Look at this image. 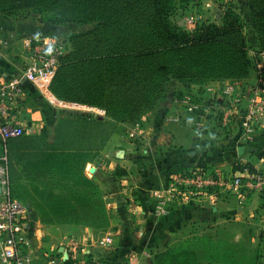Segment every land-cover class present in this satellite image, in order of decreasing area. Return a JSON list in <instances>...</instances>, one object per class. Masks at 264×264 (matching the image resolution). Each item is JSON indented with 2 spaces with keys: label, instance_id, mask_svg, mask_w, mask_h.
I'll list each match as a JSON object with an SVG mask.
<instances>
[{
  "label": "crops",
  "instance_id": "0c3cea01",
  "mask_svg": "<svg viewBox=\"0 0 264 264\" xmlns=\"http://www.w3.org/2000/svg\"><path fill=\"white\" fill-rule=\"evenodd\" d=\"M41 30L39 25H34V28L29 30L24 29L23 26L8 28L7 34L4 37L0 36V68L10 75L19 74L29 61L24 46L25 39ZM176 82L180 84L179 81ZM26 87L27 93L23 101L16 105V112L28 132L24 136L7 141L0 139V154L7 151L11 158L12 170L18 165L21 166H17L20 170L22 167L27 170L28 176L39 179L48 175H46V168L41 175L36 170L40 163L38 155L40 152L46 153L43 155V161L49 157L52 152L50 146L56 140L59 119L64 117L68 109L50 105L30 82H26ZM206 90H208L206 96L212 94L208 87ZM54 94L65 102L82 104L62 99L55 92ZM157 109L154 115L155 126L148 127L146 120H142L145 127L144 139L139 141L138 146L131 141H115L114 125L106 123L103 134L105 143L93 152L87 171V174L98 184L101 183L100 194L105 198L104 203L107 208L132 211L137 207L138 213L132 212L131 217L124 223L118 224V227L102 231L95 228L92 222L79 219L72 214L59 213L56 216L50 214L48 211L51 209L52 200L43 201L50 205L47 203L25 204L30 213L27 234L36 264H47L53 254L56 255L58 245L66 236L80 238L86 245V249L102 258L105 264H132L128 256L129 248L140 253L147 251L151 256L152 248L156 253L159 251L162 253L167 249L168 235L179 234L189 224L192 227L200 223L205 225H213L215 222L216 224L224 223L227 215L231 216L232 220L235 218L234 221L241 219L243 212L249 208L250 197L247 196L244 208H240L241 197L236 189H222L216 193V195L219 194L218 197L215 193L209 196L204 195L201 201L186 204L174 203L171 204L169 216L161 218L153 216V203L156 201L153 192L168 180L172 172L185 167L225 169L229 165L227 148H237L238 156H240L246 142H250L241 140L239 127H234L230 134L224 137V134L214 130L209 132V128L212 127L210 122L205 132L199 130L195 126L194 115L175 105L162 106L159 111ZM120 126L126 130L124 124ZM137 155L136 163L139 167L136 173L122 177L120 188L113 190L108 185L105 186V183L108 184L110 179L114 178L115 167L118 164L130 159L135 160ZM255 170L261 171L257 166ZM132 181L135 182L132 183ZM30 184L34 186L37 194H64L65 192L62 189H42L41 184L35 180ZM213 196L215 197L212 198ZM231 198L234 199V204L226 208L225 205ZM258 198L254 195L253 202ZM180 236L174 238L177 245L182 241ZM206 237L204 245L209 250V259L211 260L212 257L216 259V262L212 264H225L222 262V257L226 252V246L225 248L222 246L220 238H211L209 234ZM108 239H111L109 243ZM214 247L216 250L211 251ZM203 264H211V262L204 261Z\"/></svg>",
  "mask_w": 264,
  "mask_h": 264
},
{
  "label": "rangeland",
  "instance_id": "374dc122",
  "mask_svg": "<svg viewBox=\"0 0 264 264\" xmlns=\"http://www.w3.org/2000/svg\"><path fill=\"white\" fill-rule=\"evenodd\" d=\"M162 1L165 2V0ZM166 1H168L165 2L166 5H171L174 9L172 24L177 25V22H179V25L182 28L191 33H195L203 24L207 25L213 23L221 26L224 23L226 13H229L230 11L237 14L239 16L238 26H240V32L232 34L231 38L232 41L239 42L241 51L237 52L234 48L229 46H224V48L219 45H207L202 47L195 46L193 51L196 71H199L203 74V76L208 77V72L213 74L214 71L217 73L219 72L224 76L220 77V80H217L219 78L216 80L210 79L205 81V83H199L198 81L193 80L192 84H181V82L179 84L176 82L177 79L175 77L170 78L168 84L170 85L169 94H167L164 99L159 101V106L157 105L158 103H150L140 115L142 120H146V125L148 127L150 125L155 126L154 124L156 120L154 115L156 113L157 106V111H159L162 106L167 105H175V107L183 108L181 107L183 105H178L181 104L180 102L178 103L174 101V97H176L175 95L177 94L178 97H182L186 92L190 91L206 94L208 92L206 87L216 86L218 88L220 86L219 84L223 81H229L232 79L247 80L248 82H257L260 79H264V34L255 27L256 20L252 8L250 7V0ZM63 2V0H60L50 3H30L28 0H0V14L2 16H0V36L4 37V35L7 34L6 30L8 28L23 26L24 29L29 30L30 28H34V25H39L42 29L39 31V35L61 37L64 40L63 43L66 47L65 53H67L74 34L93 29L97 24V21L100 23L104 20L109 21V27L116 26L114 23L117 22L118 17L120 16V10L122 9V7H120V0H109L101 4V6L90 10L91 16L88 19L83 20V22H76L72 20H63L62 18L64 16H60L59 9L63 6ZM117 10H119V12L116 14ZM68 11L70 12V17H76L79 15L77 14L78 11L75 9H69ZM187 17H193L194 23L189 24L185 22ZM117 27H119L118 22ZM107 32L108 31H106V33ZM114 35L115 40L117 41L118 34L114 33ZM216 35L219 37L217 39L219 42L224 38V35H222L221 32ZM220 55H224L226 59L219 62L218 58L221 57ZM211 97L212 94L206 96L205 103L208 102L210 105H213V102H210L215 98ZM201 103H203L202 100ZM118 108L121 109L122 106H119ZM66 111L67 112L65 113L64 118L69 120H76L79 116L77 113L83 112V110L79 109H68ZM77 125L78 128L76 127L75 129H72L71 133L68 132L72 135L66 137L67 139H65L62 144L63 148H65L68 152L66 160L61 161V167L63 166L66 172H63L62 169L57 172L53 168L52 171L48 172V169H46V175L48 176L33 179L32 176H28V174H26L27 170H25V168L22 167L20 170L18 167L21 166L17 165L18 167H14V170L10 172L11 185L13 184L12 189L16 196L26 205L47 203L43 202L45 199L55 200V202L51 204L52 206H50L51 209L48 211L54 216L68 211L67 209L62 211L59 208L58 198H61L60 196L66 200V204L59 203V205H63V208L64 205H69L67 204L69 200L80 201V199L83 200L85 197V199L87 198V202L86 204L84 203L81 205V208L78 211V215L81 216L80 219L92 222V225L95 228L102 231H106L109 228L114 229L115 227H118V224L124 223L126 219L131 217L132 212L137 214V207H135V210L132 211L128 209L115 210L105 206V198L102 196V202H100V200L97 201L95 192H101V183L98 184L90 175L87 174L90 166L91 155L88 156V161H86V163L84 162L83 173L78 171L79 168L78 163H76V159L74 160L75 162L73 161L74 149L78 147L77 143L78 141H81V136L84 132L82 127L79 126V124ZM114 128L115 141H131L135 142V146H138L140 143L139 141H143L144 139L143 136L130 138L127 131L120 125L114 126ZM211 130L212 128H209V132ZM203 132H205V130ZM78 134L79 137H77ZM225 134L226 135L224 137L228 136L227 133ZM86 143L89 144L90 142L86 141ZM88 144L85 145L83 143V149L91 148V145ZM227 149V163H229L228 167L225 168L227 170L219 167L214 169L212 168L213 170L219 171L222 175L232 177L236 175V173L239 175L244 168L248 170L254 169L253 171H257L255 170V167L257 166L261 169L259 172L264 173V128L257 130L251 142H246L240 156H238L239 151L237 148L232 147L231 149ZM236 156L237 159L235 160ZM137 160L138 155L135 160L130 159L127 162L125 161L122 164H118V166L115 167L116 171L114 178L109 181L110 185L109 183H105V186L108 185L113 190L120 188L122 184V177L129 176L130 174L137 172L136 170L139 167L136 163ZM52 165L54 166L55 163H52ZM44 168V164L40 163L36 170L41 175ZM207 168L211 169V167ZM33 180L38 181L41 184L42 189H62V191L65 192L61 195L54 193L37 194L34 186L30 184ZM134 182L135 181H132V183ZM221 190L222 189L215 190L212 194L215 193V196L218 197L219 194L216 195V193ZM230 192L227 191V193ZM205 196L209 195L206 194ZM248 196L250 197V205L249 208L243 212L240 220L234 221L235 218L232 220V217L227 215L224 223L221 222L216 224L215 222L213 225L200 223L194 224L192 227L191 224H189L183 228L179 234L168 235V239L166 240L167 249L162 252L163 254H161L160 251L156 253L155 249L152 248L150 256L151 261L154 264H203L204 261H210L212 264L213 262H216V259L213 257L211 260L209 259V250H207L204 245V239L207 238L206 236L209 234L211 238H220L222 246L224 248L226 246V252L222 257L223 263L264 264V194H262L255 202H253L254 199L252 191H248ZM202 198L203 197L201 195H196L194 202L201 201ZM137 203L138 202H136V204ZM233 204L234 199L231 198L227 201L225 207L227 208ZM102 205L104 208H100ZM155 205L156 201L153 203V216L157 217L154 214ZM252 211L253 214L251 215ZM169 215L170 213L165 215V217ZM177 236H180V240H182L179 245H177V242L174 241V238ZM215 248L216 247L212 248L211 251L216 250Z\"/></svg>",
  "mask_w": 264,
  "mask_h": 264
},
{
  "label": "trees",
  "instance_id": "16d2710c",
  "mask_svg": "<svg viewBox=\"0 0 264 264\" xmlns=\"http://www.w3.org/2000/svg\"><path fill=\"white\" fill-rule=\"evenodd\" d=\"M28 1L50 3L60 0ZM63 1V6L59 9L60 16H64L62 19L83 22L91 16L90 10L109 0ZM120 1L122 9L117 20L119 27L117 22L114 23L116 26L109 27V21L104 20L101 23L97 21L93 29L72 36L69 50L60 59L54 78V92L62 99L101 107L105 109L106 117L101 120L83 112L77 113L79 116L76 120L61 117L56 140L50 146L52 152L49 157L43 161V155L46 153L40 152L38 155L40 163L44 164L48 172L52 171V168L57 172L61 169L66 172L63 166L61 167V161L66 160L68 152L62 144L66 137L72 135L70 134L72 129L78 128L77 124L84 132L81 141L77 143L78 147L74 149L73 161L76 159L78 171L83 173V165L88 161V156L92 157L93 152L105 143L104 125L109 123L119 126L142 120L140 115L150 103H158L159 106V101L169 94L170 78L175 77L177 81L187 84H192L193 80L199 83H205L210 79L220 80L224 75L219 72L214 71L213 74L208 72V77L196 71L193 51L195 46L219 45L222 48L229 46L237 52L241 51L239 42L232 41L231 38L232 34L240 32L239 16L232 11L226 13L221 26L213 23L203 24L199 31L191 33L182 28L179 22H177L179 26L172 24L174 9L171 5H166L165 2H168L166 0ZM250 2L256 20L255 27L264 34V0ZM69 9H75L79 15L70 17ZM118 12L119 10L116 14ZM220 32L224 38L219 42L216 34ZM114 33L118 34L117 41ZM220 56L219 62L226 59L224 55ZM119 106L122 108L119 109ZM83 143L91 145V148L83 149ZM9 160L12 172L11 158ZM13 193L16 196L14 191ZM95 193L97 201L102 202L100 193L98 191ZM60 197L59 208L62 211L67 209L68 211L64 213L80 219L78 211L81 205L86 204L87 198L84 197L80 201L69 200L67 203L69 205H64L63 208L59 203L66 204V200Z\"/></svg>",
  "mask_w": 264,
  "mask_h": 264
},
{
  "label": "built area",
  "instance_id": "2783aa9c",
  "mask_svg": "<svg viewBox=\"0 0 264 264\" xmlns=\"http://www.w3.org/2000/svg\"><path fill=\"white\" fill-rule=\"evenodd\" d=\"M185 22L194 23L193 17ZM61 37L43 36L35 33L25 39L24 46L29 57L25 68L19 74L10 75L0 68V139L7 141L24 136L28 131L17 116L16 105L27 93L26 82H30L55 108L79 109L93 117L105 118V109L93 105L73 104L59 99L52 90V82L58 70L60 59L66 51ZM220 83V82H219ZM216 86H209L213 105L205 103V94L186 92L174 97L183 105L181 109L195 117V126L206 130L208 123L212 130L226 135L239 127L242 141H252L257 130L264 128V79L257 82L232 79ZM199 98V99H198ZM201 100L203 103H201ZM215 101V102H214ZM130 138L144 134L142 120L125 123ZM219 189H236L241 197L240 208H244L248 191L253 196L264 194V173L248 169L232 177L205 167H185L172 172L168 180L154 190L156 205L154 214L163 217L170 213L171 204H186ZM29 208L18 199L12 189L9 155L0 154V264H36L30 250L27 234ZM111 239H108L109 243ZM60 249H63L59 253ZM132 264H154L147 251H128ZM47 264H105L104 260L86 249L76 236H66L56 249V255Z\"/></svg>",
  "mask_w": 264,
  "mask_h": 264
},
{
  "label": "water",
  "instance_id": "95a60500",
  "mask_svg": "<svg viewBox=\"0 0 264 264\" xmlns=\"http://www.w3.org/2000/svg\"><path fill=\"white\" fill-rule=\"evenodd\" d=\"M61 251H63V249H60Z\"/></svg>",
  "mask_w": 264,
  "mask_h": 264
}]
</instances>
